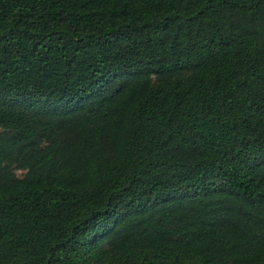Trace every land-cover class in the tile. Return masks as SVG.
<instances>
[{
  "label": "trees",
  "instance_id": "obj_1",
  "mask_svg": "<svg viewBox=\"0 0 264 264\" xmlns=\"http://www.w3.org/2000/svg\"><path fill=\"white\" fill-rule=\"evenodd\" d=\"M0 264H264V0H0Z\"/></svg>",
  "mask_w": 264,
  "mask_h": 264
},
{
  "label": "rangeland",
  "instance_id": "obj_2",
  "mask_svg": "<svg viewBox=\"0 0 264 264\" xmlns=\"http://www.w3.org/2000/svg\"><path fill=\"white\" fill-rule=\"evenodd\" d=\"M16 173H17V174H20V172H19V171H16Z\"/></svg>",
  "mask_w": 264,
  "mask_h": 264
}]
</instances>
